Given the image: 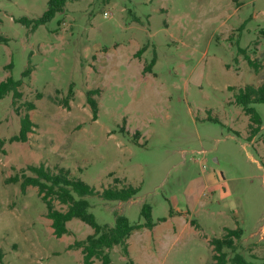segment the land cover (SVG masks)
<instances>
[{
  "label": "rangeland",
  "instance_id": "rangeland-1",
  "mask_svg": "<svg viewBox=\"0 0 264 264\" xmlns=\"http://www.w3.org/2000/svg\"><path fill=\"white\" fill-rule=\"evenodd\" d=\"M49 1L0 0V83L23 81L20 99L0 100V264H84L71 245L94 233L73 219L70 235H54L37 188L6 182L34 176L30 165L64 168L100 192L140 188L133 202L87 197L101 225L116 214L143 222L144 203L159 224L131 236L132 258L107 250L111 264H213L210 240L228 228L242 229L228 264L236 255L264 264V104L252 105L262 118L252 136L235 101L264 83V0H77L35 30L20 22ZM26 102L36 105L33 132L11 143ZM207 175L217 181L202 192ZM177 211L173 231L160 220Z\"/></svg>",
  "mask_w": 264,
  "mask_h": 264
},
{
  "label": "trees",
  "instance_id": "trees-1",
  "mask_svg": "<svg viewBox=\"0 0 264 264\" xmlns=\"http://www.w3.org/2000/svg\"><path fill=\"white\" fill-rule=\"evenodd\" d=\"M77 0H50L47 10L42 16L35 19L23 18L20 20L33 30L39 26L49 23L57 13L61 12L68 2ZM143 49L138 51L141 54ZM155 60L153 59L149 65L145 66L144 72H151ZM27 69L25 73H29ZM23 81L15 80L12 77L0 83V100L12 93L15 99L21 98L20 87ZM96 91L88 93L87 101L93 113V119L98 116V102L93 98ZM235 101L243 108L246 115L249 116V127L252 130L251 135L255 136L262 125V118L257 110L252 106L256 103L264 104V83L259 86L246 85L239 89L235 95ZM67 104V102H66ZM68 107V105H66ZM26 113L20 119V130L17 135L11 137L12 142H27L29 134L33 132L34 122L31 119L30 111L36 108L35 103L26 102ZM256 126V127H255ZM5 139H0V151L4 152ZM28 170L34 176H27L24 173L15 175L6 180L9 183L20 182L22 192H25L29 186H34L38 190L41 200L46 204L47 217L51 220V227L56 237L60 238L64 235H70L71 231L67 224L73 219H79L89 225L94 233L89 235L83 241H76L72 248L81 249L84 258V264H93L95 260H99L101 264H111V257L107 250L115 246H122L124 254L129 257L128 240L133 232L142 228L152 229L155 225L152 219V208L149 204L144 203L141 207V217L143 222L132 224L129 219L123 215L116 214L115 225H101L97 222L95 215L90 212V203L87 200L89 196H98L108 201L128 202L135 198L140 192V188L132 185L111 186L102 192L97 191L89 184L73 178L70 172L64 168L53 171L44 165H30ZM66 206V210H59L54 206V201ZM172 213V212H171ZM166 218L160 221H165ZM242 236V229H227V233L222 238H213L210 244L214 250L213 264H228L229 259L225 251L227 249H235L236 241ZM232 264H249L243 257L236 255L232 259Z\"/></svg>",
  "mask_w": 264,
  "mask_h": 264
},
{
  "label": "crops",
  "instance_id": "crops-1",
  "mask_svg": "<svg viewBox=\"0 0 264 264\" xmlns=\"http://www.w3.org/2000/svg\"><path fill=\"white\" fill-rule=\"evenodd\" d=\"M216 181H217V179H216L215 176H213V175H207L206 177H204V179H202L201 184L199 185V188H202V190H201L202 192H206V191H205L206 189L214 188V185H215ZM126 185H128V184H126ZM129 185H130V184H129ZM187 198L190 199V206H191V207H195V208H196V207H198V206H201V204L199 203V202H201V200H199V198L202 199V196H201L198 192H196V191L194 190V188L191 187V188L188 190ZM133 200H134V198H133L132 200L128 201V202H133ZM197 200H198V201H197ZM202 202H203V201H202ZM203 205H204V203H203ZM178 212H180V211L172 212V213L168 216V218H166L165 221H161V222H163V223H168L169 221L173 222V225H171V229L174 231V228H175V226L177 225V223H174V221L177 220V219L180 217L179 214H178ZM180 213H181V212H180ZM158 226H159V224L155 223V225H154V227H153L152 229L142 228V229L137 230V231H135V232L142 231V230H150V231L152 232V231H154ZM135 232H133L132 235H133ZM132 235H131V236H132ZM131 236H130V238H131ZM130 238H129V240H128V245H129V246H128V250H129V254H130V256H131V253H130V252H131ZM131 258H132V256H131Z\"/></svg>",
  "mask_w": 264,
  "mask_h": 264
}]
</instances>
